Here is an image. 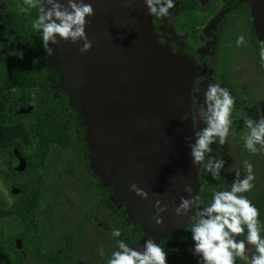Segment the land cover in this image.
Instances as JSON below:
<instances>
[{
	"label": "flooded vegetation",
	"instance_id": "flooded-vegetation-1",
	"mask_svg": "<svg viewBox=\"0 0 264 264\" xmlns=\"http://www.w3.org/2000/svg\"><path fill=\"white\" fill-rule=\"evenodd\" d=\"M9 1L13 7L8 18L4 20L2 17L3 20H0V35L5 25L11 21L13 12L19 10L23 4V0ZM229 1L204 0L199 3V0H176L166 20L156 18L154 21L155 17H150L158 42L167 45L172 52H179L192 58L201 65V68L220 67L216 63L222 46L218 36L223 29L234 25L237 19L242 20L248 13L244 2L232 0L228 3ZM234 5L236 6L231 8ZM193 13L194 15L200 13L201 16L193 15L191 20H187L186 16ZM164 24H167V29L163 28ZM39 49L45 62L43 72L46 84L35 85L31 92L35 101L43 108H49L51 101H58L56 105L61 111L56 121L59 122V127L64 132L63 136L68 141L63 147L51 144L46 148L45 155H41L40 159H33L36 148L40 146L32 140L35 135L37 136L35 130L37 122L31 112L35 104L25 107L17 105L15 113L19 115L18 120L25 127V134L15 135L12 142L6 143V146L0 145V264H104L98 250L103 248L107 255L115 244L109 226L99 228L98 235V218L101 217L100 211L105 209V206L98 205V191L100 192L98 176L89 170L87 164L90 148L84 139L85 119L76 102L67 93L55 88L56 80L47 69V52L41 43ZM213 80L214 83L223 82V86L230 91L231 84L228 85L226 80L219 81L216 78ZM258 82L262 80L254 79V83L260 86ZM258 96V93H253L251 100L254 104L260 101L262 103L261 96ZM252 112L249 114L246 112V115ZM232 119L230 130L234 134L223 146L211 145L213 152L210 155L225 161V167L221 170L222 179L213 180L202 166L195 167L198 183L196 193L201 195L204 203L207 202L206 198L210 196L213 188L223 190L226 185L231 184L233 172L241 168L244 161L254 163L252 162L254 155L243 148L242 136L246 129L242 130L238 124L234 125V120H237L234 112ZM239 128L242 135L238 131ZM44 156L45 163L41 161ZM259 163L253 164L256 180L249 197L258 210L264 205V182L257 184L258 178L264 180V165L259 166ZM243 174L241 171V176ZM115 199L122 203L124 209L119 210L120 206L118 209L115 208V214L108 211L103 219L113 215L112 227L121 229V237L126 242L135 246L139 241L142 245L144 239L151 238L167 253V264H195V257L190 250L191 216L184 226L157 240L155 236L147 235L145 232L159 231V226L147 229L144 221L136 220L131 212L126 210L127 205L123 200L116 197ZM44 203L48 206L46 212L43 211ZM259 213V219L264 224V211L261 210ZM53 226L60 229L56 231ZM87 236H91V239L86 241L84 239Z\"/></svg>",
	"mask_w": 264,
	"mask_h": 264
},
{
	"label": "water",
	"instance_id": "water-1",
	"mask_svg": "<svg viewBox=\"0 0 264 264\" xmlns=\"http://www.w3.org/2000/svg\"><path fill=\"white\" fill-rule=\"evenodd\" d=\"M84 2L93 9L85 26L90 49L80 53L81 41L58 40L50 47L53 58L60 56L54 64L60 84L84 116L92 167L136 220L147 229L159 226L147 235L177 230L189 217L172 209L186 195L185 185L194 193L198 188L185 140L192 135L188 88L194 70L158 42L142 0ZM132 183L148 194L146 199L129 189ZM157 199L167 205L160 225L152 219Z\"/></svg>",
	"mask_w": 264,
	"mask_h": 264
},
{
	"label": "clouds",
	"instance_id": "clouds-1",
	"mask_svg": "<svg viewBox=\"0 0 264 264\" xmlns=\"http://www.w3.org/2000/svg\"><path fill=\"white\" fill-rule=\"evenodd\" d=\"M145 14L158 20H166L176 0H142ZM21 13L35 10L36 15L30 20L28 27L33 33L39 34L41 46L52 54L50 45L58 40L76 44L81 41L78 51L87 52L91 41L85 34L86 17H91L93 9L84 0H23ZM235 46H246L245 36L239 34L235 38ZM59 52V49H57ZM259 68L264 69V45L258 48ZM236 98L227 87L219 83H208L201 92V99L192 105V111L202 126H192V135L185 137L188 142V155L193 167L202 166L213 180H221V170L225 161L210 155L211 145L223 146L233 135L232 113ZM246 133L242 136L243 148L252 155H264V112L257 110L255 117L246 115L243 118ZM243 171V176H241ZM256 176L253 165L244 161L241 168L233 172L230 185L223 190L213 188L204 203L201 195L194 193L191 185H185V196L179 197V203L172 212L179 217L191 216L189 227L190 250L195 257V264H264V224L259 219V210L245 195L255 187ZM129 189L141 199L147 193L136 186ZM156 225L162 223L160 213L166 210L157 199L153 203ZM111 238L115 247L109 254L103 248L98 255L104 264H167V253L158 242L144 239L136 245H130L121 237L119 227L112 228Z\"/></svg>",
	"mask_w": 264,
	"mask_h": 264
},
{
	"label": "rangeland",
	"instance_id": "rangeland-1",
	"mask_svg": "<svg viewBox=\"0 0 264 264\" xmlns=\"http://www.w3.org/2000/svg\"><path fill=\"white\" fill-rule=\"evenodd\" d=\"M203 1L204 0H199V3H202ZM240 1L244 2L245 6H247L248 13L245 12L246 14L245 16H243L242 20L241 19L235 20L234 25H230L226 29H223L221 34L218 36L219 39H221L219 41L221 42L222 46L220 47V52L218 53L219 59L217 60L216 63L221 68L211 67V66L201 68V65L197 62H194L192 58L183 55L179 52H175L182 58L183 57L186 58L189 61L188 63L190 64V66H192V69L194 70V72H191V75L189 77L190 86L188 88L189 99H190L189 107L191 113L192 126L195 127L202 126L198 121V119L195 117L194 112L192 111V105L200 101L201 92L204 90V88H206L208 83H214L215 80L213 79L215 78L216 80L219 81L226 80L228 85L230 83L232 86H235V88L237 89L235 91L232 90L231 92L232 95L237 94L239 96L241 94H245L246 97L249 98L247 99L248 102H246V100L244 99H237L238 101L236 100L237 108L234 110L236 111L238 109L240 114L239 116L237 115V117L241 119L240 121H243V118L246 116V112L247 114H249L250 112L253 111L255 114H257L258 109L264 112V106L262 105L260 106V104L264 105V69L259 68V59H258V48L259 46L264 45V0H240ZM12 7L13 6L11 5V2L9 0H0V20H3L2 17H4V20L8 18L10 11L12 10ZM193 15L194 13L188 14L186 16L187 20H191ZM200 16H201L200 13L194 15V17H200ZM156 20L157 19L155 18L154 21ZM149 22L153 30H155L153 25V20L150 18V16H149ZM260 23H261V28L263 27V31H259ZM0 27H1V22H0ZM163 28L167 29V24H164ZM239 34H243L245 36L246 46H241L238 48L235 46V38ZM0 39H1V35H0ZM55 59L57 62H59L60 56L58 55L57 57L53 58L52 55H48L47 53L46 55L47 69L49 70V73L52 76V78L56 80L55 88L60 89L61 91L67 93L70 96L67 90L64 89L63 86L60 84L61 75L60 72L57 70V67H54V64L56 65ZM218 68H220L219 71L217 70ZM254 79L256 81L262 80V82H258V84L261 85L260 86L256 85L254 83ZM220 84L221 86H223V82H221ZM253 93H258L259 96H261L262 103L260 101L258 104H254L253 100H251ZM251 101L253 103H251ZM243 108L246 109L243 110ZM254 113H253V117L256 116ZM216 145L219 146L218 144ZM87 159H88L87 164L89 170L92 171L93 173H96V175L98 176V189H100V192L98 191L99 193L98 205L101 207L105 206V209H102L100 211L101 217L98 218L97 225H98V235H99V228H106V226H109L110 227L109 229H112L113 228L112 226L114 225L111 222V218L114 216L111 215L108 219H103L105 214L108 211H112L115 214L114 210L118 209L119 206L121 207V208L119 207L120 208L119 210L124 209V207L119 200L115 199V193L113 191L112 186L105 185L106 182L100 176L101 174L98 173L99 172L98 169H93L92 163H94V161L92 159L91 151H89V153L87 154ZM253 161H254L253 164H256V162H260L259 166H263L264 155H259V154L254 155V157L252 158V162ZM196 178H197V172H196ZM257 181H258L257 184H259L261 181L264 182L263 179L261 180L259 178ZM245 195L248 196L249 198L250 192L245 193ZM43 208H44L43 210L44 212L48 210V206L46 203L43 204ZM127 209L128 206L126 210ZM261 210L262 212L264 211V205L259 209V212H261ZM130 212L131 214H134L133 211ZM169 222H172V220H169ZM140 224H142L141 221ZM53 229L57 231L60 228L57 229L56 226L55 227L53 226ZM174 231L175 230H172L171 232H167V233L164 232V234L155 237L157 240H161L163 239V237L172 234V232ZM90 239L91 236H87L86 239L84 240L87 241ZM96 243H98V241Z\"/></svg>",
	"mask_w": 264,
	"mask_h": 264
},
{
	"label": "trees",
	"instance_id": "trees-1",
	"mask_svg": "<svg viewBox=\"0 0 264 264\" xmlns=\"http://www.w3.org/2000/svg\"><path fill=\"white\" fill-rule=\"evenodd\" d=\"M232 2L230 0L228 3ZM36 15L35 10L25 14L16 10L12 14L11 21L5 25V29L0 39V145L6 146L11 143L12 138L25 134V127L19 121V115L15 113L17 105L25 107L35 104L31 109L34 119H36L37 136L32 139L33 142L39 143L36 148L34 158L40 159L45 155L47 147L51 144L66 145L67 138L63 136L64 132L59 127L56 117L59 115L58 101H51L49 108H43L42 105L35 101L33 92L35 85H45L46 77L43 72L45 62L39 49L40 39L38 33H33L28 27L30 20ZM230 92L235 91V86L229 85ZM41 93V92H38ZM43 94V93H42ZM236 100L249 99L245 94H234ZM239 98H238V97ZM238 101V100H237ZM235 102L234 109L237 108ZM248 110V108H247ZM8 112V113H7ZM234 112V125L238 124L242 130H245L243 123H240L238 109ZM250 115L253 116V113ZM241 128L238 129L242 135ZM239 133V132H238ZM27 135V134H26ZM24 135V136H26ZM32 138V137H31ZM36 155V156H35ZM46 157L41 161L45 163ZM29 171V169H27Z\"/></svg>",
	"mask_w": 264,
	"mask_h": 264
}]
</instances>
